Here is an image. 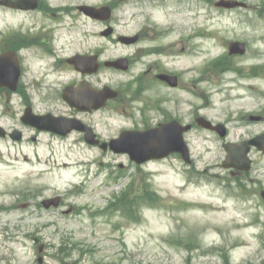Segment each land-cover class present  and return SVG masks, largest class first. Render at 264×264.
<instances>
[{
	"label": "rangeland",
	"instance_id": "1",
	"mask_svg": "<svg viewBox=\"0 0 264 264\" xmlns=\"http://www.w3.org/2000/svg\"><path fill=\"white\" fill-rule=\"evenodd\" d=\"M46 1L52 12L0 9V40L9 37L26 57L24 87L0 94V123L7 129L19 126L26 102L40 114L70 110L58 101L59 92L83 77L70 67L47 69L37 59L55 52L63 61L76 54L98 55L102 65L131 61L127 73L103 65L93 77L123 95L90 117L103 141L123 129L154 126L168 115L228 123L227 142L264 133V0H240L248 8L234 10L215 7L220 0ZM85 4L110 6L112 19L86 18L77 10ZM110 27L115 30L106 35ZM44 29L51 31L47 44ZM120 36L139 39L128 46ZM234 41L247 44L245 55H229ZM42 73L49 74L48 83L35 89V76ZM160 74L178 75L181 82L167 88ZM260 109L261 125L250 122ZM194 126L185 136L190 164L171 157L137 166L125 154L82 145L77 135H42L32 142L29 133L23 143L0 138V260L38 264L41 256L32 242L38 237L46 246L41 264L259 263L264 153L254 150L251 171L231 176L222 168L226 141ZM57 195L80 214L63 218L45 212L42 220L32 219L43 200ZM50 222L57 224L47 227Z\"/></svg>",
	"mask_w": 264,
	"mask_h": 264
},
{
	"label": "water",
	"instance_id": "2",
	"mask_svg": "<svg viewBox=\"0 0 264 264\" xmlns=\"http://www.w3.org/2000/svg\"><path fill=\"white\" fill-rule=\"evenodd\" d=\"M31 2H34V0H18L16 2H13L12 0H0V5H5V6H10V7H14V8H25V9H30V8H34L35 4H31ZM226 7L232 8L235 6H239L240 3L237 2H225V4H223ZM219 6H221V4H219ZM87 15L91 16L92 18H97V19H108L111 15V9L106 7L103 9H97L94 7H89V6H85L82 9ZM123 43L125 44H131L133 42H135L136 39L134 38H128V37H122L120 39ZM231 51L232 53H245V45L244 44H239V43H234L231 47ZM93 64V63H92ZM96 64L94 63L91 67H90V72H95L97 70V66H95ZM108 66H112L115 67L117 69H121V70H127L128 69V61L127 59H120L116 62L113 63H108ZM11 70H12V65H11ZM9 74H11L10 69H9ZM10 78V77H9ZM13 76L11 75V80H13ZM162 79H165L167 81H171L174 80L173 78H169L167 76H163L161 77ZM17 80V77L15 78V82ZM11 88L15 89V83L14 85H10ZM68 91L66 90L65 92V97L68 98ZM114 95L112 94L110 89H105L104 91V95L100 94V96H95V98L93 99V101L95 102L94 104L91 105L90 109L93 108H100L102 105H104L105 101L113 98ZM75 101H77L74 98ZM91 101V100H89ZM88 101V102H89ZM82 103H86L84 102V100L82 101ZM26 120L25 122L31 126L34 127H39V123L42 120H44L47 117H37V116H32L30 114V110L28 112V115L26 116ZM163 127V126H162ZM58 128H60L59 126L56 127V129L54 128L53 130L61 133ZM165 128L162 129H156V130H152L150 132L141 134L140 137L135 138L133 137L131 134L128 133H124L122 134V136L116 140L113 141L111 143V149L115 152H120V153H128L131 157V159L133 161H135L138 164H142L145 163L149 160H153V159H159V158H164L166 156H168L171 153L174 152H180L184 155V157L187 159L189 156V152L187 149V146L183 140V135L182 133L184 131H186L188 128L185 129H177L175 131H164ZM3 129L0 128V132ZM15 140L19 141L21 140L20 134H16V136L13 137ZM251 144H255L258 145V140H254L251 141L249 143V145H245L242 147H238L235 145H228L226 146L229 155H228V165L226 167H236V168H240V169H247L250 165V161L249 158L247 157L249 151H250V146ZM106 148V146H104ZM103 147V148H104ZM104 148V149H105ZM261 150L264 151V136H261ZM240 160V165H235L238 164ZM242 165V167H241ZM263 196H264V192H263ZM56 201V203H54L55 205H57V202L59 201V199L56 200H48L45 201L43 204L45 206H50L51 204H53V202ZM262 264H264V262H262Z\"/></svg>",
	"mask_w": 264,
	"mask_h": 264
},
{
	"label": "flooded vegetation",
	"instance_id": "3",
	"mask_svg": "<svg viewBox=\"0 0 264 264\" xmlns=\"http://www.w3.org/2000/svg\"><path fill=\"white\" fill-rule=\"evenodd\" d=\"M39 1V7H38V9L35 11V12H42L43 11V9L45 8H47L45 5L47 4L46 3V0H38ZM141 1V0H140ZM135 2H137V1H135ZM44 7V8H43ZM5 11H7V13H17L16 11H13V10H9V9H6V8H3ZM21 12V11H20ZM22 14H24V13H29L30 14V12H21ZM53 16H55V15H53ZM42 32H46L45 34H44V40H47L46 42H45V44H47V43H50L51 42V35H50V32L51 31H49L48 29H44L43 31L41 30V34H43ZM139 39V38H138ZM6 40H9V37H5L4 39H1L0 40V54H2V53H4V52H8V51H13V52H15V51H19V55H20V61H21V69H22V78H23V76H24V72H23V70H24V63L26 62V57H25V55H22V52H21V49L20 48H17V47H15V46H11L10 45V41H6ZM23 46H21V48H22ZM54 53V52H53ZM38 57V56H37ZM52 57H53V60L51 61V62H48L47 63V69H50V70H62L63 68H65V67H70L71 69H74L77 73H81V76L83 77V80H80V81H78V82H74V81H72V82H70L68 85H66V87H70L71 89H72V91L77 95V96H79V95H81L82 94V92H81V88H80V86H84L85 88H87V87H89L90 85H92V87H93V89H95V90H102V88H104L105 87V85H102V86H100L99 85V82L98 83H95L94 81H93V77H95L94 75L93 76H89V75H86V74H83L82 72H79V71H77L76 70V68L70 63V61H69V58H66L64 61L62 60V59H59L58 58V54L56 55V54H54V55H52ZM44 60V59H43ZM100 71H102L104 68H103V65L101 64V66H100ZM45 69V68H44ZM100 72H98V74H99ZM118 73H120V72H118ZM124 73V72H123ZM47 76H49V74H44V73H42V74H37L36 76H35V81L32 83V85H35V89H36V87H38V86H41V87H46V85H45V83H48V79H47ZM158 79V78H157ZM179 81H180V78H179ZM137 82V81H136ZM181 82V81H180ZM24 82H23V86H21V87H24ZM130 85L131 86H133V85H135L136 86V83H130ZM163 85H165L167 88H168V86L166 85V84H163ZM3 91L4 92H7L6 90H4L3 89ZM118 91V96H119V98L120 97H122L123 95H122V93H121V91L120 90H117ZM59 99H58V101H61V100H63V89H62V91H60L59 92ZM260 97H261V94H260ZM47 105H51L49 102L47 103ZM23 106H28V107H32L33 108V105L32 104H30L29 102H26V103H24L23 104ZM70 105H68V107H69ZM70 108V110H67L65 113H58V112H55V111H48V112H45V113H43V114H39V113H36V114H38V115H45V114H53L54 116H56V117H66V118H68L69 120H79V121H81L82 123H84V124H86L87 126H90V127H92L93 129H94V132H96L97 133V129L95 128L96 126H95V124L93 123V121L90 119V117L91 116H93L94 114H97V113H100V112H104V111H92V112H87V111H79V110H77L76 108H73V107H69ZM195 116V115H194ZM257 118H258V123L261 125V118H263V116H261V109H260V111H259V113L257 114ZM178 120L180 123H182V124H184V125H186V124H191L192 126H194V124L197 122V116H195L194 118H193V122H190V121H186L184 118H181V117H173V118H171L169 115L168 116H166L162 121H164V122H170V121H172V120ZM1 124V123H0ZM19 128L20 129H18V128H15V129H13V131H15V130H20L23 134L26 132V131H32V132H34L35 134H37V135H41L43 132L42 131H40V130H37V129H33V128H30V127H26V126H24L23 124H19ZM194 129H196L195 128V126H194ZM12 131V132H13ZM12 132H8V134H7V136L5 137V138H9V135H10V133H12ZM49 133V132H48ZM230 131L228 130V135L230 136ZM37 135H35L34 136V139L36 140V138H37ZM51 135H53V136H55V137H59V136H56V134H53V133H51ZM72 135H77L78 136V141L80 142V143H82V144H84V145H86L87 147H89L88 146V144L85 142V133H83V132H79V131H73V132H71V133H69L68 134V136H72ZM259 136H261V132H259V134H258ZM228 136V137H229ZM97 138L98 139H100V141L101 142H105V141H103L101 138V136L97 133ZM112 139H115V138H111L109 141H111ZM243 142V141H242ZM241 142V143H242ZM97 149H98V147H97ZM231 175H233V176H238V177H241V176H244V175H246V173L245 172H241V171H230L229 172ZM62 202H63V200H62ZM62 205V204H61ZM40 209V211H43V209H41V208H39ZM72 211H73V209L72 208H69L68 210H64V206H62L61 208H59V209H54V208H50V210H44V212H46V213H51V214H58V215H60V214H62V215H69V214H71L72 213ZM0 264H5L2 260H0ZM6 264H10L9 262L8 263H6ZM17 264H18V262H17Z\"/></svg>",
	"mask_w": 264,
	"mask_h": 264
},
{
	"label": "bare ground",
	"instance_id": "4",
	"mask_svg": "<svg viewBox=\"0 0 264 264\" xmlns=\"http://www.w3.org/2000/svg\"><path fill=\"white\" fill-rule=\"evenodd\" d=\"M246 47H247V45H246ZM81 96H83L86 100H90V94L85 92V91L82 92Z\"/></svg>",
	"mask_w": 264,
	"mask_h": 264
}]
</instances>
